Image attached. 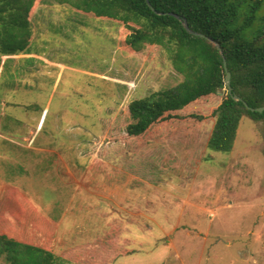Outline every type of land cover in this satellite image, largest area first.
<instances>
[{
    "label": "rangeland",
    "instance_id": "374dc122",
    "mask_svg": "<svg viewBox=\"0 0 264 264\" xmlns=\"http://www.w3.org/2000/svg\"><path fill=\"white\" fill-rule=\"evenodd\" d=\"M34 4L26 50L0 53V234L76 264H264V122L209 149L219 90L129 136V102L183 78L165 50Z\"/></svg>",
    "mask_w": 264,
    "mask_h": 264
},
{
    "label": "trees",
    "instance_id": "16d2710c",
    "mask_svg": "<svg viewBox=\"0 0 264 264\" xmlns=\"http://www.w3.org/2000/svg\"><path fill=\"white\" fill-rule=\"evenodd\" d=\"M56 1L88 16L120 21L129 31L124 37L126 49L140 51L145 44L158 45L183 77L169 89L129 102V136L143 134L176 116L170 112L219 90L224 96L212 113L209 149L230 152L242 117L264 122V109L250 110L264 106V0H148L150 6L146 0ZM34 2L0 0V53L26 49L32 39ZM175 15L204 36L189 33ZM223 59L231 75V93L224 83ZM0 256L8 264H76L5 234H0Z\"/></svg>",
    "mask_w": 264,
    "mask_h": 264
},
{
    "label": "water",
    "instance_id": "95a60500",
    "mask_svg": "<svg viewBox=\"0 0 264 264\" xmlns=\"http://www.w3.org/2000/svg\"><path fill=\"white\" fill-rule=\"evenodd\" d=\"M146 1H147L148 5L150 6L149 1H148V0H146ZM175 16H176L177 18H179L178 15H175ZM179 19L182 21L183 26L185 27V29H186L189 33H191V34H193V35L204 36L203 34H201V33H199V32H196V31H193L192 29H190L189 26H188V24H187L186 19H182V18H179ZM219 49H220V48H219ZM223 66H224V71H225V79H224V83H225V85H226V90H227L228 93H231V91H232V88H231V85H230V77H231V75H230V72H229V70H228V68H227V65H226V61H225V59H223ZM233 99H235V100H240V97L237 96V95H233ZM245 105H246V104H245ZM263 109H264V106H261V107H258V108H250L251 111H259V112H261Z\"/></svg>",
    "mask_w": 264,
    "mask_h": 264
},
{
    "label": "crops",
    "instance_id": "0c3cea01",
    "mask_svg": "<svg viewBox=\"0 0 264 264\" xmlns=\"http://www.w3.org/2000/svg\"><path fill=\"white\" fill-rule=\"evenodd\" d=\"M27 48V47H26ZM26 50V49H25ZM30 140H31V138H30Z\"/></svg>",
    "mask_w": 264,
    "mask_h": 264
}]
</instances>
